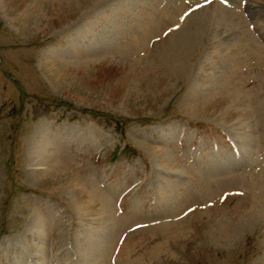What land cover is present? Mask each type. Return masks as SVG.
Returning a JSON list of instances; mask_svg holds the SVG:
<instances>
[{"label":"rangeland","instance_id":"1","mask_svg":"<svg viewBox=\"0 0 264 264\" xmlns=\"http://www.w3.org/2000/svg\"><path fill=\"white\" fill-rule=\"evenodd\" d=\"M212 2L0 0V264H264V0Z\"/></svg>","mask_w":264,"mask_h":264},{"label":"bare ground","instance_id":"2","mask_svg":"<svg viewBox=\"0 0 264 264\" xmlns=\"http://www.w3.org/2000/svg\"><path fill=\"white\" fill-rule=\"evenodd\" d=\"M215 1V0H214ZM213 3V2H211ZM210 4V3H208ZM207 4V5H208ZM1 7H2V4L0 3ZM205 5V6H207ZM218 5V4H217ZM217 6H210V9H208V11L206 12H203L201 14V17H198L197 20H199V18H202L201 21L202 23L201 24H204V25H201L200 24V28L201 29H198L199 32H204L205 34H207V37L208 36H211V35H219V34H222L223 33V30L225 29V22H226V17L224 15H221V13L217 14L216 15V11H214V9H216ZM224 11L225 13L229 16V18L231 19V16L233 13L227 11L224 7L220 6ZM210 10V11H209ZM215 12V13H212ZM219 11V10H218ZM230 14V15H229ZM236 21V20H235ZM227 23V22H226ZM230 25V24H228ZM205 27L206 29H204L205 31H203L202 27ZM212 26V27H211ZM229 28V26H228ZM185 29V28H184ZM183 29V30H184ZM187 29V28H186ZM181 31V30H180ZM186 31V30H185ZM183 32V31H182ZM198 32V33H199ZM196 34V31L194 32V35ZM192 35V34H191ZM201 35V34H200ZM203 37V36H202ZM206 38V37H205ZM205 40V39H204ZM219 49V47H217ZM216 49V48H215ZM214 50V49H213ZM217 50V49H216Z\"/></svg>","mask_w":264,"mask_h":264},{"label":"snow or ice","instance_id":"3","mask_svg":"<svg viewBox=\"0 0 264 264\" xmlns=\"http://www.w3.org/2000/svg\"><path fill=\"white\" fill-rule=\"evenodd\" d=\"M207 2L211 3V2H212V0H207ZM225 2H226V0H225ZM198 6H199V5H198Z\"/></svg>","mask_w":264,"mask_h":264}]
</instances>
